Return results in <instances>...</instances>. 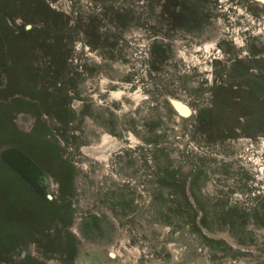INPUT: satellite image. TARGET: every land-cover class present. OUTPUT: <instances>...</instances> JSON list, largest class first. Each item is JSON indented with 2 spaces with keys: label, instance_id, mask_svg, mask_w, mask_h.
Listing matches in <instances>:
<instances>
[{
  "label": "rangeland",
  "instance_id": "374dc122",
  "mask_svg": "<svg viewBox=\"0 0 264 264\" xmlns=\"http://www.w3.org/2000/svg\"><path fill=\"white\" fill-rule=\"evenodd\" d=\"M0 264H264V0H0Z\"/></svg>",
  "mask_w": 264,
  "mask_h": 264
},
{
  "label": "bare ground",
  "instance_id": "6f19581e",
  "mask_svg": "<svg viewBox=\"0 0 264 264\" xmlns=\"http://www.w3.org/2000/svg\"><path fill=\"white\" fill-rule=\"evenodd\" d=\"M179 105H181V104H179ZM182 105L184 106L185 104H182ZM183 109H184V108H183ZM180 111H181V110H180ZM181 112H184V111H181ZM104 149H105V147H103V146H101V145H96V146H86V147H84V151H85V152L93 153V154H95L97 157L103 155V151H104ZM99 158H101V157H99ZM102 158H103V157H102Z\"/></svg>",
  "mask_w": 264,
  "mask_h": 264
},
{
  "label": "water",
  "instance_id": "95a60500",
  "mask_svg": "<svg viewBox=\"0 0 264 264\" xmlns=\"http://www.w3.org/2000/svg\"><path fill=\"white\" fill-rule=\"evenodd\" d=\"M171 103H172V105L174 106V108L179 112V114H181V115H188L189 113H190V109H189V107L185 104L184 105V112H181L179 109H178V104H184V103H182L181 101H178V100H176V99H172L171 100ZM111 255H112V253H110Z\"/></svg>",
  "mask_w": 264,
  "mask_h": 264
}]
</instances>
